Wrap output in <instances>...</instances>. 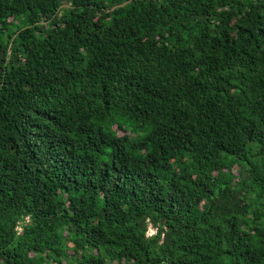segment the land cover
<instances>
[{
	"label": "trees",
	"instance_id": "1",
	"mask_svg": "<svg viewBox=\"0 0 264 264\" xmlns=\"http://www.w3.org/2000/svg\"><path fill=\"white\" fill-rule=\"evenodd\" d=\"M0 264H264V0H0Z\"/></svg>",
	"mask_w": 264,
	"mask_h": 264
},
{
	"label": "clouds",
	"instance_id": "2",
	"mask_svg": "<svg viewBox=\"0 0 264 264\" xmlns=\"http://www.w3.org/2000/svg\"><path fill=\"white\" fill-rule=\"evenodd\" d=\"M147 236H150L152 234V232L150 230L147 231Z\"/></svg>",
	"mask_w": 264,
	"mask_h": 264
}]
</instances>
